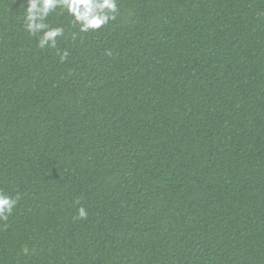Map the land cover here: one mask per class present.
Masks as SVG:
<instances>
[{"label":"trees","instance_id":"trees-1","mask_svg":"<svg viewBox=\"0 0 264 264\" xmlns=\"http://www.w3.org/2000/svg\"><path fill=\"white\" fill-rule=\"evenodd\" d=\"M26 7L0 0V264H264V0L57 8L55 49Z\"/></svg>","mask_w":264,"mask_h":264},{"label":"clouds","instance_id":"clouds-1","mask_svg":"<svg viewBox=\"0 0 264 264\" xmlns=\"http://www.w3.org/2000/svg\"><path fill=\"white\" fill-rule=\"evenodd\" d=\"M27 7L23 9L24 27L31 36L37 37V46L56 48L57 38L64 35L63 27H52L46 22L47 17L55 9L66 11L72 18L73 24L79 25L81 32L100 29L109 20L116 19L117 0H26ZM63 62L69 55L67 51L57 53ZM19 194L7 195L0 190V221L7 220L19 201ZM84 207L77 209L76 219H86Z\"/></svg>","mask_w":264,"mask_h":264}]
</instances>
